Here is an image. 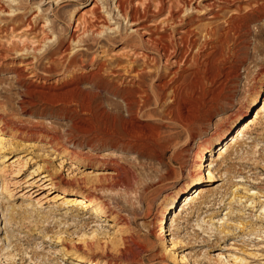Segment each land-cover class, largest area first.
I'll return each instance as SVG.
<instances>
[{
  "label": "rangeland",
  "instance_id": "rangeland-1",
  "mask_svg": "<svg viewBox=\"0 0 264 264\" xmlns=\"http://www.w3.org/2000/svg\"><path fill=\"white\" fill-rule=\"evenodd\" d=\"M177 1L0 0V117L15 122L1 135L0 264H264V115L234 142L264 103V17L239 19L238 30L226 23L262 0H194L189 10ZM171 9L186 10L183 25H168ZM226 26L222 49L205 47L195 61L207 91L217 79L214 98H208L219 110L209 122L192 125L189 139L166 112L169 90L167 97L157 94L173 79L179 56L168 63L156 43H179L182 31L190 29L200 46L206 29ZM75 56L80 62L67 78L97 74L92 84H81L85 91L94 94L102 78L122 91L139 87L149 93L138 117L161 134L164 158L113 145L110 135L103 138L114 132L111 101L127 115L122 99L106 90L90 105L83 94L73 99L74 108L93 114L89 137L61 116L60 101L53 106L35 98V107L21 108L27 83L60 87L62 66ZM229 65L239 67L240 76L225 81ZM19 69L32 77L20 82ZM53 134L60 138L51 143ZM210 144L213 149L200 160ZM115 167L135 174L129 193L104 187L86 200L89 206H64L62 195L91 194L93 184L108 183L102 176L116 179ZM44 173L58 183L51 186ZM198 189L204 196L188 202ZM94 204L105 214L94 213ZM122 236H133L134 253L117 252Z\"/></svg>",
  "mask_w": 264,
  "mask_h": 264
},
{
  "label": "bare ground",
  "instance_id": "bare-ground-1",
  "mask_svg": "<svg viewBox=\"0 0 264 264\" xmlns=\"http://www.w3.org/2000/svg\"><path fill=\"white\" fill-rule=\"evenodd\" d=\"M177 2L183 3V8H186V10H189V8L190 9L192 8L191 6L194 0H178ZM186 10L178 11L177 12L178 14H175L176 12L175 9H171L169 11L168 25L173 26L177 22L183 25L185 22L184 20L188 18V16L186 17V19L182 17V14L186 12ZM253 16H258L259 18L264 17V0L259 2L257 5L252 6V8H250L249 11L243 12V13L239 12L238 16L231 17V19L233 20L227 19L226 23H227V26H229V30H235V29L238 30L240 29L239 21H238L239 19L245 20ZM227 29L228 27L225 29V31H219V32H218V29H213V28L206 29V36H205L206 39L204 40L203 43L201 44L199 43L200 46L198 45V42L192 37L193 32L190 29L186 31H182L183 35L179 37V43L174 42L173 39H170L169 42L164 41L165 43H161V41L159 43H156V46L159 49V53L162 54V56L167 58L168 63L170 62V58L172 57L173 54H175L177 57L179 56V60L174 61L177 63L178 68H177V71L172 73L174 74L173 79L170 82H165V84L159 89L161 90V93H157V94L160 95L159 96L160 98L165 97V96L167 97L166 95L167 92L165 90L166 89L169 90L170 92L169 97L171 101L166 108V112H168V115H170L176 122L180 123L181 126L188 131L189 139H192L194 137L193 129H191L192 125L197 124V123L205 124V122H209L211 118L215 115L216 111L219 110V108H217V106L213 103V101L209 100L208 98V96L214 98V93L216 89L214 90L213 88L216 86L214 83H218L216 82L217 79H214V80L211 79L212 80L211 89L207 91L206 90L207 88H205L203 85L199 84L198 82L200 78L198 77L200 67H199V64H196L195 61H197L200 58L201 53L205 51L204 49L205 47L211 46L216 52H218L217 50L219 49L221 50L224 44L228 40V32L224 33L226 32ZM214 37H216V40H212ZM166 43H171V44H166ZM194 48L198 49L197 56L192 55L194 56L193 58L189 57L190 55L189 51L193 50ZM183 49L185 50L184 52H183ZM208 55L209 54H207V57H210L211 54L209 56ZM79 62L80 61L77 59V56H75L72 59H70L66 65L64 64L62 66L63 68L62 74L65 75L64 76L65 80L62 82V85L60 87H55L54 85V86H49V87L44 86L41 89H38L37 85L33 83L34 81H30L29 83H27L26 89H25V97L21 100V108L23 110H26L29 107H35L36 106L35 98H40L42 101L48 102L50 105H53V106H55L53 103L60 101L61 108L59 110L62 111L61 116H64V117L67 116L72 122V128L74 130H76L79 133L86 134L89 137L94 134V132L91 134L93 114L90 110L81 112L79 109L74 108L72 105L73 99L77 97L76 95L83 94L85 100L87 101V105H90L92 99L98 98L100 96V92L102 90H106L107 92L112 94L113 97L122 99L125 105V109L127 111V115L123 114L121 107L118 103H116L115 101H111L109 105H110V111L114 115L111 121L112 130L114 132L104 133L103 138H105V136L107 135H110L111 137H109V141L113 145H121L125 149H132L134 151L138 149H148L158 154V157L160 160L164 158L165 147L162 144L161 134L159 133L158 130L153 131L154 129L152 128V126L145 123V121H142L140 117H138V114H140L144 109L148 107L149 100H150L149 93L144 94L143 91L145 90H141L139 87L135 91H132V90L122 91L120 88L115 87V85L114 87H111L109 82H107L106 80L102 78H99L97 80V84H96L97 90L94 94H92L89 91H85L82 88L81 84L83 82L92 84L93 82L92 78H96L97 74L91 73L89 76L84 77L82 81L75 80L72 77L67 78L68 77L67 72H69L71 68L77 67ZM186 66H190V68L188 69L186 68ZM225 71H226L224 73L225 81H228L229 79L232 80L233 78H238L240 76L239 67H234L232 65H229V67ZM48 72L53 73V69L52 68L49 69ZM26 74H27L26 69H19L16 71L17 78L20 82L25 81V76H27V78L32 77ZM35 76L40 77L39 74H35ZM138 98H142V100ZM256 110L257 111L254 117H252L253 116L252 115L249 121L248 122L246 121L247 124L245 123L246 125H243L242 129H240L239 134H237V136L235 137V140H234L235 143H237L238 139L244 136L245 133L248 132L252 126L259 123V120L264 115V103L261 107H258ZM60 111L57 113H60ZM0 123L3 124L0 130V133H1L0 134V146H1L2 144H4V139L1 137V135L4 134L5 129L15 125V122L9 121L8 119L6 120L4 119V117H0ZM48 137L51 138L50 140L51 143L56 142L60 138L56 134H53L52 136L48 135ZM137 137H140L143 142H137L136 141ZM89 141L91 142V139H89ZM144 142H146L147 144ZM212 149H213V146L211 144L206 145L199 159L202 160L205 157V154L210 152ZM227 151L228 149L226 148V150L223 152L225 153ZM201 166H202V163H201ZM115 169L116 171L119 172L117 173L118 177L116 179L114 178L110 180L109 176H102L101 178H99L101 179V182L102 180L106 179V181L108 180V183L100 184L99 183L100 181L99 182L97 181L100 185L97 183L93 184L94 187H90L91 188L90 190L92 191L91 194L87 193L86 191L80 190L79 196L77 197L74 196L73 194L70 196L62 195V198H66V205L63 203L64 206L67 207V204L68 205L69 204H72V205L73 204L75 205L76 204H87L89 202H87L86 200L90 201L89 199L95 197V195L93 194L95 190L100 191V189H103L104 187H106V189L108 188L114 191L116 190V192L117 190H123V192H125L126 194L129 193L132 188V183L135 180V174L131 172L121 173V171L123 172L129 171L128 168L115 167ZM170 175L171 173H169V177ZM43 178H45L46 181H49L51 186L56 185L58 183L57 182L58 179L54 176V174L44 173ZM200 178H203V175ZM145 192L147 193V189L144 186L143 198L141 199L142 202L143 200L146 199V197H144ZM189 196L191 197L188 198L189 199L188 202H192L196 200L195 198L197 199L202 198L204 196V191L201 189H198L197 191H195L194 196L193 194ZM116 203L120 204L119 201H117ZM89 204L87 205L89 206ZM70 207L72 206L70 205ZM73 208H74V205H73ZM77 208L80 209V207H77ZM92 208H93L94 213H104L105 214V212L103 211V208L99 205L94 204ZM164 214L165 212L163 211L162 220H164ZM161 235H163L162 232H161ZM131 243L135 244V239L133 238V236L123 237L122 243L118 245V247H116L117 252H119L122 255L127 254V253H134ZM90 263L93 264L94 262L91 261Z\"/></svg>",
  "mask_w": 264,
  "mask_h": 264
}]
</instances>
